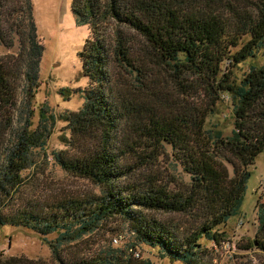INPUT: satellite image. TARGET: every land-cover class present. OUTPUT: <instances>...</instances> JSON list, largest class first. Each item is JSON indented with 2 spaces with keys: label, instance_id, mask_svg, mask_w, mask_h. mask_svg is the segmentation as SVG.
I'll use <instances>...</instances> for the list:
<instances>
[{
  "label": "trees",
  "instance_id": "obj_1",
  "mask_svg": "<svg viewBox=\"0 0 264 264\" xmlns=\"http://www.w3.org/2000/svg\"><path fill=\"white\" fill-rule=\"evenodd\" d=\"M202 2L72 0L76 24L91 32L78 53L91 86L80 91L83 107L65 120L77 132L71 139L83 143L90 138L93 145L80 147L77 155L56 152L55 159L65 171L98 184L101 194L58 199L43 210L35 205L10 214L0 211V226H25L43 236L56 233L53 240L43 238L61 264H156L142 255L141 245L169 262L214 264L211 254L227 241L223 226L240 211L248 168L264 150V60L239 84L231 81L232 67L260 51L264 55V0ZM0 10L13 23L9 41L12 33L21 41L15 66L0 60L1 208L3 197L22 183L33 149L46 144L54 117H42L31 130L27 114H21L19 123H24L14 127L15 79L23 76L25 97H33L43 49L31 0H0ZM134 35L143 41L133 40ZM19 62L22 71L15 74ZM162 65L177 81L180 97L169 95L172 80L156 72ZM222 93L233 102L229 138L216 127L207 128ZM201 94L215 98L207 104L192 101ZM12 130L9 142L5 137ZM167 146L173 171L137 177L135 172L154 165ZM128 157L133 160L125 161ZM177 165L188 180L182 171L175 172ZM167 213H186L194 223L183 227ZM114 216L128 225L131 236L124 246L62 258L66 247L99 231ZM258 222L254 245L264 251V203L258 205ZM0 264L32 262L0 258Z\"/></svg>",
  "mask_w": 264,
  "mask_h": 264
},
{
  "label": "rangeland",
  "instance_id": "obj_2",
  "mask_svg": "<svg viewBox=\"0 0 264 264\" xmlns=\"http://www.w3.org/2000/svg\"><path fill=\"white\" fill-rule=\"evenodd\" d=\"M185 1L195 5L197 3L204 5L202 0ZM31 2L37 39L43 50L33 97H25V90L22 88L23 76L15 79L18 88L15 95L14 127L24 123V120L19 123L21 114H23V118L27 114L31 130L37 128L42 117L53 116L54 123L44 147L33 149V154L30 157L32 161L21 173L22 183L11 193L10 197H3L0 208L2 214H10L23 207L29 208L35 205L43 210L47 204L58 199L69 197L80 199L101 194V187L98 184L65 171L55 159L56 152L77 155L81 151L80 147L93 145L90 138L84 140V144L71 139L76 138L77 132L72 131V126L65 120V117L70 113H77L83 107L85 99L80 91L91 86L89 78L82 71L78 56L86 40L91 36V32L87 26L76 24L71 11L72 0H31ZM11 23L7 13L0 10V60L13 67L15 66L13 58L21 50V41L18 34L14 33H12L13 37L11 35L13 41H9L8 32H11L9 28L13 24ZM126 31L131 33L130 30L126 29ZM134 37L135 41H143L139 35H134ZM263 60L264 55L260 51L256 57L247 58L232 67L231 81L239 84L250 72L251 67H260ZM156 70L167 80H172L173 84H169L167 87L169 95H172L174 99L177 96L180 97L178 93L180 87L176 85L177 81L172 77L171 71L163 65L158 66ZM14 71L15 74L22 71L20 62ZM219 96L214 108L215 112L208 117L207 128L216 127L224 137L229 138L234 131L233 102L226 93ZM212 97L215 98L214 95L201 94L200 97H196L192 101L207 104L212 101ZM128 128L130 126L126 127V132H128ZM14 131H11L9 137H5L7 141L12 140ZM70 140L74 145L71 146L68 142ZM132 160L131 157H128L125 161ZM173 163L172 149L167 146L165 153L159 156L154 165L138 169L135 174L142 178L145 177V173L154 176L165 175L169 171H173ZM177 166L175 172H181L180 165ZM227 168L229 171L230 166L227 165ZM248 169L250 176L240 211L237 215L230 217L226 225L223 226L227 241L223 245L216 246V250L211 254L214 264H264V251L258 249L256 244L254 245L259 225L258 205L264 203V150ZM183 178L188 180V176L184 172ZM149 213L156 214L153 211H149ZM149 213L146 211V214L150 215ZM157 215L161 214L157 213ZM166 215L173 220L179 219L183 227L194 223L193 218L188 217L186 213H167ZM166 215L162 214V216ZM239 218L244 219L242 226L237 224ZM128 229L127 223L120 217H111L103 223L99 231L85 236L81 242L72 247H66L62 251V258L70 259L74 253L81 256L92 255L107 246L122 247L131 236ZM117 235L122 236L118 243H115L114 238ZM43 237L53 240L56 233L43 236L25 226H0V258L4 260L16 258L31 261L32 264H61L53 258L51 248ZM209 245L211 247V244ZM249 245L252 247L247 248ZM141 246L146 251H142V255L151 257L156 264H184L178 261L162 260L160 254H158L159 257L152 249ZM152 252L155 258H153Z\"/></svg>",
  "mask_w": 264,
  "mask_h": 264
},
{
  "label": "built area",
  "instance_id": "obj_3",
  "mask_svg": "<svg viewBox=\"0 0 264 264\" xmlns=\"http://www.w3.org/2000/svg\"><path fill=\"white\" fill-rule=\"evenodd\" d=\"M237 224H238V226H242L244 224V219L243 218H239ZM114 242L118 243V239L114 238Z\"/></svg>",
  "mask_w": 264,
  "mask_h": 264
}]
</instances>
